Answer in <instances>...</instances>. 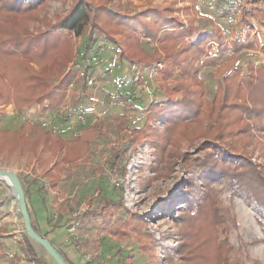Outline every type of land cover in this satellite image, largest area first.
Segmentation results:
<instances>
[{"label":"trees","instance_id":"1","mask_svg":"<svg viewBox=\"0 0 264 264\" xmlns=\"http://www.w3.org/2000/svg\"><path fill=\"white\" fill-rule=\"evenodd\" d=\"M28 1L0 0V105L10 100L20 110L38 105L43 113L63 105L80 72L76 68L67 69L74 54L61 29L81 37L91 24V34L96 32L117 46L115 36L121 34L127 48L125 51L120 48V52L130 64L159 66L164 62L166 79H174L178 71L173 88L162 86L167 100L152 103L145 125L130 131L137 144L147 140L153 146L154 174L150 180L170 179L178 168L183 172L179 175L183 202L178 212L174 214L166 202L160 204L176 228L171 234V244L168 240L161 244L150 231H145L147 240L140 248L148 255V264H160L161 254L168 264H232L234 246L230 242L228 209L217 186L223 185L233 194L246 192L249 200L264 209V168L253 163L247 149L253 143L255 125L264 120V61L249 63L244 73L235 57L224 59L229 53L260 47L264 55V45L251 37V31L245 39L234 35L230 41L220 29L211 36L197 38L194 21L185 23L177 14L179 9L174 8L147 9L131 15L121 8L117 11V7L111 8L113 0H82L70 15L54 25L40 15L47 0ZM116 1L131 3V0ZM198 2L192 0L191 10ZM239 6L243 23L249 24L256 17L264 20V0H248ZM80 9L83 17L75 18ZM42 25L47 29L43 30ZM143 38L155 43L153 56L144 51ZM86 41L83 57L93 43L90 37ZM213 47L216 54L210 52ZM205 67L216 69L218 85L213 99L207 97L205 84L198 75ZM231 70L234 74L228 77ZM54 78L56 83H52ZM3 113L0 109V150L15 152L24 148L38 157L41 151L59 154L64 150V163L91 159L89 135L97 134L95 127L66 140L59 134L43 131L31 120L24 121L17 131L4 130ZM159 120L165 121L161 129ZM240 123L243 127H237ZM191 145L195 146L193 152L185 148ZM122 209L127 218L114 221ZM98 211L103 224L99 232L113 233L121 240L135 234L141 241L140 235L151 223L148 215L130 214L124 204L112 200L101 204ZM54 247L68 264H73L60 248ZM20 248L31 264H47L27 234Z\"/></svg>","mask_w":264,"mask_h":264},{"label":"rangeland","instance_id":"2","mask_svg":"<svg viewBox=\"0 0 264 264\" xmlns=\"http://www.w3.org/2000/svg\"><path fill=\"white\" fill-rule=\"evenodd\" d=\"M31 1L33 0L28 2ZM80 1L82 0H47L40 15L55 25L70 15ZM246 1L248 0H199L195 9L191 10L192 0H131L130 4L126 1L120 4L113 0L110 7H117L116 11L121 8L123 13L131 15L154 8L179 9L177 14L185 23L193 20L198 27L197 38L211 36L220 29L225 39L230 41L234 35L245 39L247 32L251 31V37L263 46L264 20L256 17L249 24L241 21L239 5ZM81 17L82 9L75 15V18ZM35 25L34 28L38 22ZM40 27L47 29V26ZM90 28L91 24L87 25L81 37L61 29L62 34L67 36V43L70 42L75 57L67 69L76 68L80 72L61 107L45 113L39 110L38 105L20 110L10 100L7 104H1L0 109L4 112L1 117L2 128L7 131H17L24 121L31 120L40 125L43 131H51L66 140H72L85 134L86 129L95 127L97 134L89 135L91 159L64 163V150L59 154L41 151L38 157L20 148L15 152L0 150V168L19 175L29 199L36 188L38 195H45L39 197L42 198L39 202L45 214V222L49 223L50 212L57 224L54 227V242L62 243L59 248L67 258L71 256L68 260L73 264H148V255L140 248L141 243L147 240L145 231H150L159 243L164 244L168 240L171 244V234L176 228L174 221L168 217V212L160 208V204L166 202L172 206L174 214L178 212L183 202L179 182V175L183 172L178 168L170 179L150 180L154 174L151 170L153 146L147 140L137 144L130 131L145 125L152 103L162 104L167 100L162 86L165 84L173 88L179 73L175 71L174 79H166L164 62L162 67L130 64L120 52V48L124 51L127 48L121 34L115 36L119 43L117 46L96 32L91 34ZM89 37L93 43L83 57L88 46L86 39ZM141 45L147 54H155V43L143 38ZM210 52L216 54V47ZM234 57L244 73L249 63L260 64L264 61L262 47L239 54L229 53L224 61ZM156 68L159 70L153 71ZM233 74L231 70L227 76L231 77ZM198 75L205 84L207 97L213 99L218 85L216 69L205 67ZM52 80V83H56V78ZM253 115L255 117L256 114ZM164 123L165 121L159 120L158 127L161 129ZM242 125L240 123L237 127H243ZM255 128L253 143L247 149L252 154L253 163L264 168V120L255 125ZM193 146L185 148L193 152ZM201 154L203 153L197 155ZM217 189L228 209L230 242L234 246L232 264H264L263 207L249 200L246 192L233 194L223 185H218ZM172 192L175 195L171 197ZM29 199L27 198V202ZM108 200L124 204L130 214L150 217L151 223L140 235L141 241L135 234L121 240L113 233L99 232L103 224L98 208ZM127 215L122 209L114 221L125 219ZM73 227L75 230L71 231ZM35 244L39 255L46 259L47 264H56L42 246ZM17 253L21 255V252ZM174 253L175 251V256ZM9 258L17 259V256L13 254ZM159 263L168 264L163 254L159 257Z\"/></svg>","mask_w":264,"mask_h":264},{"label":"crops","instance_id":"3","mask_svg":"<svg viewBox=\"0 0 264 264\" xmlns=\"http://www.w3.org/2000/svg\"><path fill=\"white\" fill-rule=\"evenodd\" d=\"M37 190L38 188L35 189L31 199L27 195L32 223L38 229L40 235L49 239L58 248L62 247V243L54 242L56 240L54 227H57V224L53 220V216L51 217L50 212L48 213L49 223L45 222V214L39 202L42 200V198H39L42 195H38ZM30 192L32 191L30 190ZM25 194L28 193L25 192ZM49 199L53 200L52 198ZM47 209L49 208L47 207ZM25 234L23 218L12 188L7 179L0 177V264H31L25 259L20 248L24 242ZM31 243L39 254L35 242L31 240ZM17 252H21V255ZM13 254L17 256V259L9 258ZM69 257L71 256L69 255ZM48 263L50 264V262Z\"/></svg>","mask_w":264,"mask_h":264},{"label":"water","instance_id":"4","mask_svg":"<svg viewBox=\"0 0 264 264\" xmlns=\"http://www.w3.org/2000/svg\"><path fill=\"white\" fill-rule=\"evenodd\" d=\"M0 177L7 179L12 188L23 218L25 233L27 236L35 243L42 246L47 254L56 262V264H68L50 240L40 235L34 229L31 214L29 212L27 197L19 175L14 171L0 168Z\"/></svg>","mask_w":264,"mask_h":264},{"label":"built area","instance_id":"5","mask_svg":"<svg viewBox=\"0 0 264 264\" xmlns=\"http://www.w3.org/2000/svg\"><path fill=\"white\" fill-rule=\"evenodd\" d=\"M159 67H162V64H159ZM157 70H159L158 68H156L155 70H153V71H157ZM71 231H74L75 230V228L73 227V228H71L70 229Z\"/></svg>","mask_w":264,"mask_h":264}]
</instances>
